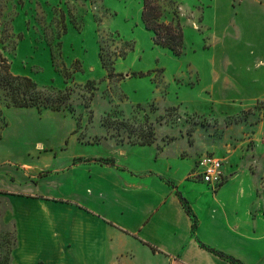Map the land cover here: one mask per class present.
<instances>
[{
	"label": "rangeland",
	"instance_id": "1",
	"mask_svg": "<svg viewBox=\"0 0 264 264\" xmlns=\"http://www.w3.org/2000/svg\"><path fill=\"white\" fill-rule=\"evenodd\" d=\"M157 2L184 30L179 55L145 28L143 0H0V53L61 107L8 108L0 88V129L27 139L25 158L39 165L37 142L59 154L71 136L103 161L154 147L181 165L178 178L190 165L179 192L192 209L230 180L264 198V0ZM207 155L224 161L221 187L193 178ZM1 216L0 264H13L14 227Z\"/></svg>",
	"mask_w": 264,
	"mask_h": 264
},
{
	"label": "crops",
	"instance_id": "2",
	"mask_svg": "<svg viewBox=\"0 0 264 264\" xmlns=\"http://www.w3.org/2000/svg\"><path fill=\"white\" fill-rule=\"evenodd\" d=\"M27 146L9 124L0 129L1 220L14 227L13 264H232L200 243L264 264V198L231 191L235 180L193 204L194 230L177 195L190 165L178 178L179 163L140 146L122 147L114 165L102 164L98 145L77 136L59 154L37 142L39 165L25 158Z\"/></svg>",
	"mask_w": 264,
	"mask_h": 264
},
{
	"label": "trees",
	"instance_id": "3",
	"mask_svg": "<svg viewBox=\"0 0 264 264\" xmlns=\"http://www.w3.org/2000/svg\"><path fill=\"white\" fill-rule=\"evenodd\" d=\"M143 24L145 28L152 32L154 35V41L157 45L162 48L171 50L175 54L179 55L182 52L185 34L182 26L179 22H169L167 23L164 18V11L162 6L157 2V0H143V9L141 15ZM0 88L7 89L8 94V104L6 107L11 106L15 108H37L39 110L45 108L60 109L61 107L54 106L49 98H45L38 90L36 83H34L30 78L15 76L11 72L10 64L0 53ZM55 104V103H54ZM8 126V123H4V128ZM3 129V128H1ZM98 162L107 165H114L115 160L109 159L103 161L102 159H97ZM168 185L173 189L176 186L173 182H168ZM177 195L184 206L187 214L192 218L193 229L198 227V219L194 214L188 200L180 193ZM202 248L208 250L214 255L231 262L232 264H244L240 260L232 257L222 251L216 250L214 248L208 247L205 244L200 243ZM154 252L156 251L153 248Z\"/></svg>",
	"mask_w": 264,
	"mask_h": 264
},
{
	"label": "built area",
	"instance_id": "4",
	"mask_svg": "<svg viewBox=\"0 0 264 264\" xmlns=\"http://www.w3.org/2000/svg\"><path fill=\"white\" fill-rule=\"evenodd\" d=\"M224 161L217 155H207L198 162V171L193 178L212 187H221L224 183Z\"/></svg>",
	"mask_w": 264,
	"mask_h": 264
}]
</instances>
